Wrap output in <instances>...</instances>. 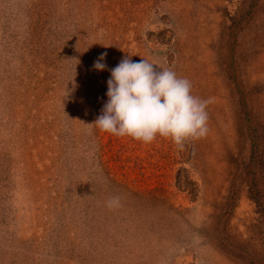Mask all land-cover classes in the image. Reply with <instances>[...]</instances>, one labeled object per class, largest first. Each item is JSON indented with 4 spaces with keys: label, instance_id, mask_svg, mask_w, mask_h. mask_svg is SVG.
Segmentation results:
<instances>
[{
    "label": "rangeland",
    "instance_id": "obj_1",
    "mask_svg": "<svg viewBox=\"0 0 264 264\" xmlns=\"http://www.w3.org/2000/svg\"><path fill=\"white\" fill-rule=\"evenodd\" d=\"M104 52L190 80L208 135L93 125ZM0 264H264V0H0Z\"/></svg>",
    "mask_w": 264,
    "mask_h": 264
},
{
    "label": "clouds",
    "instance_id": "obj_2",
    "mask_svg": "<svg viewBox=\"0 0 264 264\" xmlns=\"http://www.w3.org/2000/svg\"><path fill=\"white\" fill-rule=\"evenodd\" d=\"M107 52L94 61L93 69L108 70V100L93 125L116 137H131L144 144L158 137L183 150L185 143L205 138L210 132L207 108L212 99L192 94V83L170 68L146 59L124 57L108 69ZM109 209L120 206V197L105 201Z\"/></svg>",
    "mask_w": 264,
    "mask_h": 264
}]
</instances>
